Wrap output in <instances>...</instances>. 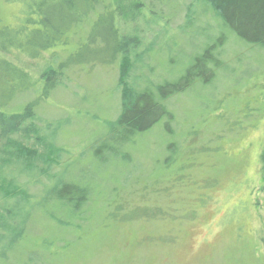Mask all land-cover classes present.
Instances as JSON below:
<instances>
[{"label":"rangeland","instance_id":"374dc122","mask_svg":"<svg viewBox=\"0 0 264 264\" xmlns=\"http://www.w3.org/2000/svg\"><path fill=\"white\" fill-rule=\"evenodd\" d=\"M27 1L0 0V29L24 26ZM140 1L123 8L116 0L119 27L128 36L138 34L139 47L148 51L130 84L154 90L177 80L209 42L222 43L220 65L206 63L202 76L164 101L171 115L118 153H96L95 144L120 111L128 61L84 63L57 78V87L37 106L35 125L52 122L54 146L26 124L9 139L26 165L42 166L41 158L49 156L47 161L62 164L59 173L91 187L86 219L77 223L52 209L61 225L33 222L2 264H264V47L243 43L211 14L200 15L204 5L197 0H146L154 4L137 8ZM86 31L69 33L67 43L53 49L55 57L49 50L39 59L15 61L41 73L66 61ZM33 97L29 92L16 102ZM165 187L169 196L159 191ZM122 202L123 218L113 216V205ZM137 204L173 210L166 208L162 219H138Z\"/></svg>","mask_w":264,"mask_h":264},{"label":"trees","instance_id":"16d2710c","mask_svg":"<svg viewBox=\"0 0 264 264\" xmlns=\"http://www.w3.org/2000/svg\"><path fill=\"white\" fill-rule=\"evenodd\" d=\"M128 1L121 0L123 8ZM136 3L139 4L135 5L137 8L154 4L146 0ZM197 3L204 5L200 15L211 14L239 41L264 47V0H197ZM25 6L22 12L24 26L15 29L17 32L0 29V264L7 262L9 252L18 249L31 232L33 222L42 218L61 225L62 220L52 209L63 211L70 218L77 219V223L86 219L83 210L89 201L91 187L77 178H66L59 173L62 164L59 160L47 161L49 156L41 158L42 166L35 163L26 165L25 160L14 156L19 153V147L9 139V135L23 130L26 124L27 129L34 130L35 135H41L44 142L54 146L57 129L51 126L52 122L35 125L40 122L37 106L57 87V78L66 75L65 71L69 68L84 63L94 65L111 64L118 59L128 61L120 90V111L95 144L96 153L101 148L118 153L135 136L171 115L164 101L185 90L196 77L202 76L206 63L212 66L221 63L217 49L222 47V43L209 42L177 80H164L155 85L154 90L140 89L137 83L130 84L128 80L133 74H138V62L146 57L148 51L139 47L141 37L138 34L128 36L119 27V2L30 0ZM190 13L185 21L189 20ZM85 26L84 42L78 44L66 61L49 65L38 74H32L15 61L20 58L39 59L43 53L66 44L69 33L77 34ZM51 54L55 57L54 50ZM29 92L34 93L32 99L22 104L16 102ZM261 158L264 164V153ZM54 166L56 169L52 172ZM159 191L165 196L170 195L167 187ZM124 208L126 205L123 202L113 205L112 215L123 218L119 214ZM166 208L173 210L169 205L151 204L143 208L137 204L133 215L138 219H162L169 215ZM70 225L65 224L66 227Z\"/></svg>","mask_w":264,"mask_h":264}]
</instances>
